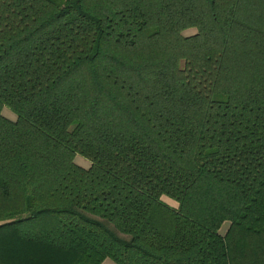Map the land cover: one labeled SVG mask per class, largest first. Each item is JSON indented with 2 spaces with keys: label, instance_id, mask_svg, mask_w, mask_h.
I'll use <instances>...</instances> for the list:
<instances>
[{
  "label": "trees",
  "instance_id": "trees-1",
  "mask_svg": "<svg viewBox=\"0 0 264 264\" xmlns=\"http://www.w3.org/2000/svg\"><path fill=\"white\" fill-rule=\"evenodd\" d=\"M105 260L264 264V0H0V264Z\"/></svg>",
  "mask_w": 264,
  "mask_h": 264
},
{
  "label": "rangeland",
  "instance_id": "rangeland-1",
  "mask_svg": "<svg viewBox=\"0 0 264 264\" xmlns=\"http://www.w3.org/2000/svg\"><path fill=\"white\" fill-rule=\"evenodd\" d=\"M186 33L187 34H191V33H193V31L190 30V31H188ZM3 114L9 119L14 118V114H12L9 110L5 109ZM74 162H75V164H77V165H79V166H81L83 168H88L89 167V162L87 160H85L84 158H82V157L77 156L75 158ZM228 227H229V224L225 223L222 226V228L220 229V234L224 235L226 233ZM103 264H114V263L112 261H110V260H105Z\"/></svg>",
  "mask_w": 264,
  "mask_h": 264
}]
</instances>
